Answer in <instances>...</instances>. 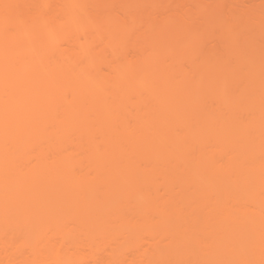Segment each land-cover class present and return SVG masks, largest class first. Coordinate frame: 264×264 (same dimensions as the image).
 I'll list each match as a JSON object with an SVG mask.
<instances>
[{
	"label": "bare ground",
	"instance_id": "obj_1",
	"mask_svg": "<svg viewBox=\"0 0 264 264\" xmlns=\"http://www.w3.org/2000/svg\"><path fill=\"white\" fill-rule=\"evenodd\" d=\"M89 1L91 2L92 0H60L61 5H59L60 6L59 11L61 10L63 12L62 15L64 17L61 16V14H60V16L63 18L60 17L59 19H57V21L55 22L57 24L54 23L55 24L54 26L52 25V23H50L51 26H49V24L47 23V15L49 16V12H51L54 8V6L51 7V0H0V227H1V229H0V241L3 240V238L5 237L4 243L6 244V246H11L12 243L14 244V241L19 240V242L16 241L19 244L18 245L19 247H17L16 249L21 250L24 247L26 241H27L26 245L27 244L30 245L31 244L30 240L34 239V241L31 244L35 248V249L33 248V250L35 251L34 257H33V259L31 258L32 260L28 259L30 262L26 261L24 264H26V263L27 264H39L40 262L42 263L45 259H48L49 257L52 258L54 256H55L54 258H56V256H57V258L59 259V261H61L62 264H72L75 260H82V261L84 260L85 257L81 253L76 254L73 251L71 253L72 254L71 256H67V255L65 256V254L61 253L64 250L63 248H66V246L63 245L64 242H62V241L66 240V238H69V236H67L65 234H63L64 238H62L64 240H62L61 242H59V241L58 242H56V241L51 242L50 239H48V237L51 238L53 235H50L49 233H47V231H46L47 227L43 228L41 230H31L33 232L27 231L28 233L27 232L24 233V232H16V230L12 229V225H11L13 221H15V223L17 224V222H16L17 216H15L14 214H19V213H15L13 211L16 210V212H20L19 210H21V208L22 209L26 208V207H24V205H26V204H30L31 206H33L34 208H37V209L41 205H43L44 208L45 207L50 208V206H49L50 202H49L48 198L46 197L47 200H45L46 198H41V197H45V196H44V194L43 195L41 194L40 189H41V186L44 185L47 181L48 177L46 174H51V173L55 172V170H57V169H55L57 162L56 161L50 162L49 157H51L50 156L51 151H53L52 154L54 156V154H55L54 150H56L58 148L57 151L60 150L59 152H61V150H62L61 154L60 155L58 154L61 158V160H59V161L64 162L65 169H66L64 171V173H62V172L59 173L60 171L58 172L59 174H61V179H62L61 181H63V179L68 178L69 176H71L72 174L75 173V169L77 168L76 159H78V157H80L79 154L81 152H82V156L85 155L88 157V159L86 157L88 162H87V165H85V167L88 166L90 168L89 171L92 170V168L93 169L95 168V164L97 166V168H95V169L100 174V176L97 179L95 178V181L93 179L94 182H92L91 179L87 180L88 179L87 177H89V176H86V178H85V175L83 176V178L77 177L78 179H76V183H75L76 191H75V193H73V195H74L73 197L78 198L80 203L82 201L81 208H84L83 210H85V211H86V209L87 210L88 209H93V210L96 209V211L98 209V211H99L102 206L105 207V206H110V205L114 206L115 205L116 207H118V205H120V207L122 208V207H124L123 205L132 204L133 202L134 203H141V204L151 202V201H149V198L144 193L145 189H146V191H148L147 189H149V191H150L151 189H153L155 187L158 189V187L163 186V185L162 184L160 185L159 182L154 180L155 176H153L152 174H149V168L148 167H147L148 170L146 169V171H145V172H147V175H145L146 174L144 172L145 169L140 171V169H141L140 168V169H138V171H140V172L135 171L134 178H133V175L130 172H128L129 170H123L124 169L123 164H120L123 161L127 160L128 162H130V163H128L126 161L127 164L131 165V163L133 164L134 161L139 160V165L141 166L139 156H141L140 158L148 156V158H149L148 161H149V163L150 162L153 163V164L150 163V164H152L153 168L158 167V166L161 167V166H163V164L165 166L168 165V167L171 168L169 170L173 171V172H171L172 176L168 174L167 170H165V169H167V167H165V166L162 167L163 174L164 173L166 175L168 174L167 177L168 178L170 177L171 180L173 177L174 180H172V181H174V182L178 181V182H176V183H178V186L182 185L181 189H183L184 191H187L188 194L190 191H192L193 196H195L197 194V193L196 194L193 193V190H194L193 188H195L197 190V191L194 190L195 192L199 191V195H197V196H199L198 202L199 201L201 202L202 207L205 206L204 207V210H205L204 219H206V201L208 200L207 199L208 189L210 187H212V188H214L213 190L216 191L217 185L219 186L221 184L220 186H222V187H221V189H219L221 191V190H223L222 189L223 186L227 185L228 186L227 192L225 190L224 193H222L223 197H225L224 201H222L221 200L222 198H221L219 200V203L215 202L218 205V207H217L218 212L213 215V218L215 220H213L210 227L213 228L212 229L213 231L217 230L220 232V234H222V236L224 238V243L227 246H230V248H231L229 252H232V253H230V254L238 256V259L240 261H242L243 264H245V262H246V264L247 263L248 264H264V49H263V46L261 45L262 46L261 50L259 49L260 48L259 46L261 44L260 43L258 45L259 48H257L255 45H253V46H255V49H253L250 52H248L247 50L244 51L243 50L244 48H242V50H236L233 52V53H235V55L238 59L237 60L238 62L237 61H236L237 63L235 62L237 64V66L234 67L236 70L237 69L238 70L236 72H230L229 71L230 73H234L233 74L234 79H236L239 82L240 80H244L245 78H248V81L257 82V84H252L251 82H249L250 85H247L248 81L244 80L245 83H243V86L241 87L240 85H236L237 83H235V80L233 82L231 80V83H234V84H232V85H234V87H238V86H240L241 88L244 87V89H242L244 91V93H246V92L248 93L249 89L251 90V88H253L254 85H255L254 86L255 88L256 87L258 88L257 89V90H259V92H258L259 94L257 93L258 96L253 97L254 99L252 101L249 100L250 102L248 104L245 103L248 101H244V99L248 100L246 98L247 96L246 97L242 96V98H244V99H242L244 102L241 100H239V101L236 100L238 97H240L242 95V94L237 95L236 93H238V92L243 93V91L242 92L239 91V90H241L239 87H238L239 89L237 90L238 92L236 90H234V91L231 90V87H230L231 84H229V82H230L229 81V75H228L226 69L224 68L227 66H224L223 68L222 67L220 68L218 66V68H216L217 66L213 65L214 68L211 67V68H213L212 70L211 69L206 70L209 67H206L205 72H203V70H202V74L206 73L207 74L206 76H208L211 73L213 74V72H214L213 78H215V76H217V74H219V73H222V75L226 76V78L221 75L220 76L221 78L219 77L220 78L219 81L214 80L215 83L214 82L212 83L213 80L210 81L212 78H209L210 80L207 81L208 83L202 82L201 83L202 86L200 83H199L200 85L196 83L192 87V89H190L191 87L188 85L189 86L188 89H190V90L189 91L187 90V91L190 93L184 92L185 93L184 97L181 95L182 93L178 92V97L176 96L177 94L174 93L173 95H175L176 99H175V97H173V99H174L173 102L172 101L169 102L166 99H164L165 101H167L165 103V101L163 100V97H160L159 100H161V98H162V100L158 102V104H159L158 109H159V107L162 106V104H164V106H162L160 109H162L165 106L166 107L169 106V107L168 108L165 107L162 109V110L167 109V113L165 112V110L162 112L159 109V112H161L160 114H163L165 112V114H163V115H166V116L162 117L163 115L158 114L159 116H158V118H156V120L158 119L157 121L148 120L146 122L147 119H145V117L142 116L141 104L139 105L137 100L131 99L133 102H131V100H129V102H130V104H129V103L125 102V100L128 101L127 98H125L126 96L123 95V97L125 99L123 97H118V96H120L121 93L117 95V98H118L117 99L115 95L113 96V95H111L110 92H106V94H107L106 99L109 97L110 98L107 100L105 99L106 103H104L105 105L102 107V112L105 111L106 113H113L114 110L117 111L120 109V108L116 109L117 105L122 106V104H123L122 108H124V109L121 108L124 111V113L122 112L121 109L118 112V115H117V112H115V114L113 113L114 116L117 115L116 117H118L117 119H115V121L116 120L117 121L113 125L115 127V130H113L114 131V137L112 138L113 140L111 139L112 141L110 140L109 142H108V140H106L105 142L107 144H105L104 141H103L104 142L103 143V142H101L100 139H98L96 137V134L94 133V131H92V132L89 131L87 135H89V134L91 135L92 133H93V135H91V139L89 141V144L87 143L88 144L87 148L85 146L84 151L81 149L80 150L75 149L76 151L75 150L69 151L67 149L68 151L67 150L63 151L62 147H64L65 143L68 142L67 138H66L67 133L69 132V130L72 131L71 127H74L77 124V121H72V118H71L72 116H69V117L65 118L66 119V121H64V122H66L65 125H59V121H57V118L60 119V121H61V115H60V113H58L60 110L59 109L60 106H62V107L68 106L69 109H71V110L75 109L76 110L77 108L79 109V107L81 109L85 108L84 106L88 105V103L85 102V103H87V104H85L83 102L82 104H85V105H82V104L78 105L77 104V106H79V107H76L75 103H73L74 105L71 104L72 101L67 99L68 97H67V95L63 94V91L60 94L63 97L65 96L64 98H62L59 101L51 99L52 97H54L52 95V91L54 90V87H53L52 83L50 82L49 78L52 76L53 70L56 67H60V66L65 67V69H66L65 71H67V73L65 74L66 79H64L65 81L63 80L64 81L63 84L65 83L64 86L68 87V90L71 92H75L77 94L83 93L86 96L88 94V96H89L90 95L89 93H93L95 91L97 93H98V91L104 92L103 89L106 90V88H104L105 84H103V87H102L101 82H103V81H101L100 79H103V78L100 77V74L95 75L94 73H90V72L86 73V70H85V72L82 71L81 70L83 68V67H81L82 65L79 66L80 65V60H79L80 58L77 59L76 56L73 55L74 56L73 57L71 54H68L69 57L65 53L62 55L61 52L58 53L59 52L57 50L58 47H55L56 43H58L57 42L58 36H59L62 28L69 26V27L74 28L76 30H83V29H85L84 27L86 25L88 27V24H89V29H91L90 25L92 24V21H91V17L88 16L89 10H87V6L90 3ZM128 2L130 3V1H128ZM107 3H110V5L113 6L112 5L113 2L112 3L106 2V4ZM149 3L151 4V2H149ZM128 4H126V5H128ZM150 4L147 6H150ZM154 5L156 8L157 5L156 4H154ZM150 7H152V5ZM28 8H29V10H32V12H34V14L37 13V15H35V17H34L36 20H34V18H33V20H34L33 21L32 18L28 16L29 21L31 18V22H28V20H26L27 18L26 19L24 18L26 16V15L23 16L24 13H26L24 11H25V9H28ZM56 9L58 10V8H56ZM145 9H147V8H145ZM55 11L56 10H54L53 12H55ZM145 11L150 12L149 9L145 10ZM263 12L264 11H262V13ZM33 16L34 15L32 14V17ZM245 17H246V15H245ZM257 17H259V15ZM6 20L10 21L7 23H9V25H11V27H8V25H6L4 23V22H6ZM245 21L243 19V22H245ZM253 22H255V21H253ZM122 23L123 22H121V26L123 25ZM100 24L101 23H99V25L97 24L98 26H96V28L99 27ZM114 24H115V22L113 23V26H114ZM228 24H229V22H228ZM94 25H95V23H94ZM105 25L106 24H104L103 26H100L101 29ZM109 26H108V28L111 27V26L110 27ZM227 26L229 29L230 25H227ZM234 26H237V24ZM100 27H99V31H101ZM263 27H264V25H263ZM111 28H113V27H111ZM119 28H120V26H119ZM119 28H118V30H119ZM259 28H260V25H259L258 29ZM115 29H117V27ZM258 29L257 30L254 29V31L255 32L260 31L261 33L264 32V31L262 32L261 29L260 30H258ZM40 30H45V31H43L44 34H42ZM118 30H116V31H118ZM38 31L42 35H40ZM83 31H85V30H83ZM106 31H107V29H106ZM234 31L235 30H233L231 33H233L234 35H237L236 31L235 32ZM97 35L99 36V34H97ZM234 35H232V36H234ZM238 35H240V34H238ZM117 36H119V34H117ZM113 38L114 37H111L112 40H114ZM181 38H182V36L180 37V39ZM180 39H179V41H181ZM99 40H100V38H99ZM101 40H102V38H101ZM230 40H231V38H230ZM255 40H256V37H255ZM259 40L261 41L260 38H259ZM177 41L178 40H176V43H174L173 46L175 44H177ZM225 41H226V39H225ZM228 41H226V42H228ZM257 41H258V39H257ZM104 42H105V40H104ZM245 42H246V40H245ZM89 43L86 41L84 44H81L80 50L78 52L81 51L82 56L84 55V62H87V64H90V62H91V64H92L93 60L95 61V57H98V56L92 57L93 54L91 55V53L89 51V50H91L92 47ZM185 43L186 42H184V44ZM249 43H250V41H249ZM105 44H108V43H105ZM230 44L228 43V45H230ZM11 45L12 46H15V45L19 46V47L17 46L18 49L16 50V52H11L12 50H14L11 48L12 47ZM45 46H47V48ZM48 46H50L49 50L52 52V53L50 52L51 54L47 53V54H49V57H47L48 55H46V53H45L46 56L44 55V50H43V49H46L45 50L46 52L49 51V50H47ZM51 46L55 47V48H52ZM188 47H189V45H188ZM233 47H234V45H233ZM145 48H147V47H145ZM186 48L187 47H185V49ZM172 49L175 50V48H172ZM56 50L58 52H56ZM174 50H171V51L175 52ZM88 51H89V53H88ZM78 52H77V54L80 56V53H78ZM43 55L45 56V58ZM71 56L73 58H76L77 61L79 60L78 63L76 62V60L74 61V59L70 58ZM46 58L49 61H47V62L45 61V63H48V62H51V63L45 65L43 60H47ZM99 58L100 57H98L96 60H98ZM86 59L88 61H85ZM82 60H83V58H82ZM215 60H217V58ZM215 60H213V62H215ZM17 61H19L20 64ZM225 62L226 63L223 62L224 65L227 64V61H225ZM81 63H83V62H81ZM220 63H222V62L217 60L216 64H220ZM13 64H15V65H13ZM222 64H220V66H223ZM64 67H62V68H64ZM116 68H117L116 71H121L124 69L126 70L127 66L120 63ZM217 70H219V71H217ZM232 70H233V68H232ZM69 71H71L72 73ZM183 71H185V70H183ZM68 72L70 73V76L72 77V79H70ZM145 72H147V71H145ZM199 72H201V71H199ZM215 72H216V74H215ZM177 73L178 72H176L175 76H173V77H175L176 82L173 81L175 79L172 78L173 79L172 81L175 83H177L179 79H182V78H177V77H181V74L179 75ZM8 74H10V76H8ZM67 74L69 77H67ZM74 74H75V77H74ZM182 74H184V73L182 72ZM176 75H178V76H176ZM235 75H236V77H235ZM98 77H100V78L98 79ZM209 77H211V76H209ZM243 77H244V79H242ZM198 78H199V76H198ZM20 79L22 81H20ZM36 79H37V81H36ZM16 80H19L20 84L18 83L19 81L17 82L18 84H16L14 82ZM202 80H204V79L202 78ZM35 81H36V83H35ZM180 81L182 82V84L185 82V80L183 82V79L179 80V82ZM209 81L211 82V84L214 85V87H212L211 90L208 88L209 86H207L209 84ZM179 82L177 85L178 87L181 86V85L179 86ZM216 82H218V83H216ZM129 83H131V82H129ZM66 84H68V85H66ZM141 84L142 83L137 84V82H136V85H135V83H134V87L139 85V87H135V89L138 90V91L137 90L136 91L138 93L137 98H139V99H140V95H141L140 92L141 91L143 92V90H144V89H142L143 84L142 85ZM129 86H131V85H129ZM247 86H249L250 88ZM116 87H117V89H119L117 84H116ZM154 87L156 88V84H154L153 87L152 86L150 87V89L151 88L152 89L150 90L151 93H150V91H149V93L151 95L155 96V94H157L161 91L157 92L159 89L158 87H160V85L157 86V89H155ZM184 87L186 88L187 86H184ZM245 87L248 88L247 89L248 91L247 90L245 91ZM138 88H141V89H138ZM202 88H204V89H202ZM153 89H155V91ZM139 90H140V92H139ZM40 91H42V92H40ZM231 91L234 93H232ZM39 92H40V94H39ZM162 92H161V94H162L161 96H163V94L166 93V92L165 93H162ZM208 92H211V93L216 95V97H215L216 100L215 99L214 100L217 102V105H216V102H213V104L214 103L215 104L213 105L214 109H212L214 113L212 112V110H210L211 112L208 111L210 108H212V106L209 104L210 102L208 100H210L211 95H213V94H211L209 96L210 93L208 94V96L205 95V93L207 94ZM48 93L51 95L49 96ZM38 94L40 95V97L43 96V98L40 99ZM179 94H180V97H183L182 99L179 98ZM203 94H204V96L209 97V99L207 101H206L207 97L202 98ZM229 94L232 95L231 97L234 96L233 94H235L238 97L234 99V98H231ZM157 95H159V94H157ZM215 95H213V96H215ZM244 95H246V94H244ZM111 96L113 97V99ZM185 96H187V97H185ZM252 96H253V94H252ZM141 97L143 99H145L143 96H141ZM156 98L158 101V96ZM39 99H40V101H39ZM114 99H115L116 103L114 102ZM123 99H124L123 102H125V104L123 102L121 103V101ZM108 100H113V102L111 101V102L107 103ZM143 101H145V100H143ZM240 101L243 104H241ZM118 102H119V104H118ZM160 102H162L161 106H160ZM112 103H113V105H112ZM114 103L117 105H115ZM132 103L133 104L135 103L137 107L135 105H134V107H132L133 106ZM168 103H170L171 105H169ZM205 103H208V105L211 107L208 109V105ZM89 104L91 105L90 102H89ZM167 104H168V106H167ZM215 105H216V107L217 106L219 107V108L217 107V110L219 109V111H217L215 109V107H214ZM243 105H244V107H243ZM36 106H38L39 108L36 109L37 108ZM186 106H190L191 107L190 109L193 108L192 110L195 113V115L197 113V116L194 117V115H193L190 117L189 116L190 110L188 111V109L185 108ZM206 106H207L206 110L209 113L205 112ZM131 107H132V110L134 109V110L138 111V112L136 111L137 115H138V113L140 115V116L138 115L139 119L136 118L137 116L135 117V119L137 120V123L141 127H143V129L145 128V129L149 130L150 131L149 134L144 135L145 133H143L141 130L140 132L143 135L141 133L140 134L138 133V137L136 139L133 135L132 136L129 135L128 132H130V130H131V123H130L129 119L127 118V116L130 117V114H132L131 109H130ZM154 108L155 109L150 108L151 114H153L152 112L157 109V107H154ZM184 108H185V110H184ZM223 108H224V112L222 111ZM230 110L234 111V113H231L232 111H230ZM248 110H251V112H250L251 114L249 113ZM253 110H254V112H253ZM256 110H259V111H256ZM186 111H188L187 112L188 115H186L187 114ZM220 111L222 112V114H224V113L225 114L222 115ZM140 112H141V114H140ZM244 112H246L245 115H244ZM56 113H58V114L56 115ZM119 113H122V114H119ZM192 113H191V115H192ZM230 113H231V116H230ZM255 113H257V114H255ZM210 114H211V116H210ZM227 114L230 117L229 116L225 117V115H227ZM253 114H254V116H253ZM107 115H109V114H107ZM125 115H127V116H125ZM242 115H244L243 117H247L246 120L242 117ZM249 115L250 116L252 115V116L250 118H248ZM255 115H256V117H255ZM119 116L120 117L122 116L123 118L121 117V119H119L120 118ZM189 117H190V119L193 120L194 123L191 122L192 120H190ZM196 117H198L197 121H200V124H199V122H196L197 124L195 123ZM254 117H255V119H254ZM140 118H141V120H140ZM206 118H208V119H206ZM209 118H210V121H212L211 124L207 123L210 121L205 122V120H209ZM124 119H126V120H124ZM73 122H76V124L74 123V125H73ZM79 122L80 121H78V123ZM80 123L81 124H79V126H82L83 123H84V125L86 124V121L83 120ZM235 123L237 125H235ZM207 124L211 125V126H207ZM228 124H232L233 126H235V128L233 129V127H232V129H231V125H228ZM246 124H248L247 127H246ZM195 125H198V126L195 127ZM149 126H151V127H149ZM227 126H230V127L228 128ZM240 126H243V127H240ZM245 127H246V129H245ZM74 128L76 129V127H74ZM7 129H10L11 131H7ZM76 133L77 132H75V134ZM52 137L55 138L56 141H53ZM50 138H51V141L49 140ZM128 139L132 140L134 147H136V145H138L139 147H138V149H136V148H134L133 150L130 149V152L132 151L131 153L129 152V149L127 150L125 148L127 151L123 150L125 152L124 153L121 150L122 148H124V147H122L124 144L123 141H127ZM41 141L46 142V144L40 143ZM54 142L59 143V145L58 144L55 145ZM72 142H73V140H72ZM67 144H66V146H67ZM100 144L106 145L107 149H102L100 147ZM209 144H210L211 148L207 147V145L209 146ZM77 146H79V145L76 144V147ZM77 150H79V151H77ZM134 150L136 152L133 153ZM207 150H208V152H207ZM260 155L262 157H259ZM127 156H129V157L127 158ZM223 156L224 157L226 156L225 161H222L224 159ZM32 157L33 158L36 157V159H37V163H35L34 165H31L29 163V161L32 160L31 159ZM132 157H134V159H135V157H137L138 159L134 160ZM220 157L221 158L223 157V158L220 160ZM92 159H93V164H92ZM104 159H106V160H104ZM150 160H153V161H150ZM219 160H220V163H219ZM148 161H146L147 162L146 166L148 165ZM221 161H222V163H221ZM89 163H90V165H88ZM114 163L116 166H118V168L114 166ZM134 163H136V162H134ZM111 164L113 165V167ZM119 164L123 168L122 167L120 168ZM150 164H149V166H150ZM154 164L157 166L154 167ZM92 165H94V166L92 167ZM209 165H215V169H214V172L212 175V179L207 174V167ZM75 166H76V168H75ZM141 167L144 168V166H141ZM121 169L124 172H126V174L123 171H121ZM150 169H152V168H150ZM159 169L160 168L158 167V169L156 168L155 170L158 171ZM163 169L165 172L163 171ZM85 170H87V171H85L84 173L85 174L88 173L87 167L85 168ZM130 170H132V169H130ZM202 170H204V171H202ZM162 172H161V174H162ZM178 172L180 174H178ZM184 172L187 173V175L190 177L187 176L184 178V175H183ZM121 173H124V175H121ZM128 173H130L131 175ZM174 173H177V175H178V176L176 175L177 177L181 176L180 178H182V177L183 178L182 179H179V178L176 179L177 177L175 178ZM117 174H119V175H117ZM136 174H137V176H136ZM158 174H160V173H158ZM203 174H204V176H203ZM87 175H89V173ZM139 175L140 176L143 175L144 177L143 176L140 177ZM148 175L149 176L151 175V177H148ZM131 176L133 179L131 178ZM152 176L154 179L152 178ZM194 176H196L197 178ZM108 177L109 178L112 177V178L109 179ZM164 177L166 178V176H164ZM193 178H195L194 180H196V182L194 183L195 185L192 184L194 182ZM160 181H163V180H160ZM165 181L166 180H164V183H165ZM174 182H171V184ZM176 183H174L172 185L175 186ZM165 185H167V183ZM190 186L192 187L193 190L190 188ZM37 187L39 188L38 190H37ZM60 187H61V185H60ZM86 187H88V188H86ZM90 187H91V189H89ZM185 187H186V190H185ZM61 188H60V192L58 194V198H56V200L58 199L57 201L59 202V204L61 206L65 207L63 204H66L67 200L70 197L67 198L65 189H63V188L61 189ZM80 188L81 189L84 188L87 190H86V192H84ZM156 188L154 190H156ZM166 188L169 189V187H166ZM197 188H199L200 190ZM171 189H173V188H171ZM33 190L39 191L38 194L36 191H33ZM32 191L34 193H36V194H34L35 197H32L30 195ZM102 191H104V192H102ZM215 191H213V192L215 193ZM200 194H202L201 197H200ZM186 197L188 198L189 196H186ZM174 198L175 197H173V200H172V197H170V199L174 205L172 212H170V213L166 212L165 213L162 206H160L157 208L158 213H163L164 215H166V214L169 215V214H173V212H174L176 214V216L178 217V219H181L182 222L184 220V222L188 224V222H187L188 217L185 216V214H187L188 211L186 213L185 212L186 209L181 207L183 209L182 210L179 207L178 202H177V201H179L178 197H176L175 199ZM184 198H185V196L182 197V199H184ZM192 198L193 197H191V199ZM195 198H196V196H195ZM42 199H43V201H42ZM176 199H178V200L174 201ZM84 200H86V201H84ZM188 200H189V198H188ZM153 201L151 203H153ZM156 201H158V200H156ZM156 201H154V202H156ZM164 201H165V199H164ZM164 201L162 199H160V201H158L156 203L159 205H162L161 202H164ZM166 201H167V199H166ZM171 201H170V203H171ZM40 202L42 204L39 205L38 203H40ZM88 202H90L92 204V207L90 206V204ZM184 203H185V201H184ZM250 203L251 204L253 203V205H255V207H258L257 208L258 211H257V209H256V211L251 210L249 207ZM88 204L91 208H87ZM85 206H87V207L85 208ZM94 206H95V208H94ZM28 208L32 209L30 206H28ZM120 209H119V211H120ZM6 210H9V212H5ZM102 210L103 209L100 210L101 212L99 211V214H98L99 218H101L102 216H103L102 218L112 216L111 215L112 213H110L106 209H104L103 211L108 212L109 214H107V213L104 214V212ZM35 211L32 210V212H35ZM32 212L31 211L29 212V210H28V212H26L27 214L24 213L23 219L24 220L27 219L29 214H31ZM120 212H122V214L125 215L124 214L125 212L123 209H121ZM4 213L6 215H4ZM7 214H9L8 218H6ZM13 216H15L16 218H13ZM58 216L64 217V211L61 210V212L58 213ZM12 218L15 220H13ZM8 219H12V222L10 220L9 224H8V222H9ZM102 220H104V219H102ZM48 222L49 221L47 220L45 222V225H48L49 224ZM205 222H206L207 226L210 223L209 220H207V219L205 220ZM182 224L179 227L181 228V230L184 229L185 232L179 231V229L176 227L175 230L176 229H178V230L174 231L172 240L166 245L167 249H165V250L161 249V242H162L161 237L156 239V241L154 242V245H153V246H155V248H154L155 251L153 253H150V252L147 253L148 251L145 252L144 258H146V259L141 261V263H139V264H183L184 262L186 263V261H188V259H190L189 255L193 251V248L191 245L192 244L191 239L195 236L194 233L195 232L197 233V231H195V229H193L191 226H190L191 228L187 226L189 228V230L187 227H185V228H187V231H186V229L183 227ZM215 227H217V228H215ZM212 230L210 232H213ZM189 231H190V233H189ZM19 233H21V234H19ZM1 235L3 236V238H1ZM45 235H47L48 237ZM16 236H17V238L19 237V239L14 240L16 238ZM42 237L45 240H41V239H43ZM8 239L12 243L9 242V244H8ZM21 242H23L22 244H24V245H21ZM76 242L78 243V241H76ZM13 244H12V246H13ZM79 245L80 244H78V246ZM69 246H67V247H69ZM75 246L78 247L77 244H75ZM77 250H78V248H77ZM77 250H75V251H77ZM0 251H1V249H0ZM2 251L5 252L4 250H2ZM94 251H95V248H94ZM1 252H0V264H13V260H12L13 257H11V255H10L12 253H10V254L4 253V255H6L7 257L3 258V257H1V256H3L2 255L3 253L1 254ZM6 252H7V250H6ZM88 252H90V251H88ZM121 252H122V250H121ZM90 253H88V254L90 255ZM106 253H107V251H106ZM125 253H127V252H125ZM83 254H85V252ZM123 254L124 253L122 252L120 255H118V256L116 255L117 258L115 261H117V259H118V261L121 260L122 257L124 256ZM90 256L92 257L93 255H90ZM160 258H161V261L159 260ZM20 259L23 260V258H21V257H20ZM89 259H88V261H90ZM101 260H103V259H101V256H100V261ZM108 260H109V258H108ZM108 260L106 261L107 263L104 261H101V263L98 261V263L99 264H110V262ZM223 260H225V259H223ZM95 262H96V260H95ZM120 262H123V261H119L117 264H119ZM124 262H126V261H124ZM86 263L87 262H85V264ZM113 263H116V262H113ZM136 263H138V262H136ZM131 264H135V262H133ZM220 264H232V262L230 259H228V260L226 259L224 261V263L221 260Z\"/></svg>",
	"mask_w": 264,
	"mask_h": 264
},
{
	"label": "rangeland",
	"instance_id": "obj_2",
	"mask_svg": "<svg viewBox=\"0 0 264 264\" xmlns=\"http://www.w3.org/2000/svg\"><path fill=\"white\" fill-rule=\"evenodd\" d=\"M128 1H130V3ZM106 2H111V3L113 2V4H112L113 6H111L110 3H107L108 4L107 5ZM149 2H151V4ZM126 4H128V5H126ZM149 4H150V6L152 5V7L147 6ZM154 4L157 5L156 8H155ZM59 5H61L60 0H51V7L54 6V8H53V10L51 12H49V16L47 15V23L49 24V26H51L50 23H52L53 26L55 24H57V23H55L57 21V19H59L61 16H63L62 15L63 12L61 10L59 11V7H60ZM56 8H58V10ZM145 8H147V9H145ZM148 9L150 10V12L149 11H147V12L145 11V10H148ZM54 10H56V11L53 12ZM87 10H89L88 11L89 12L88 16L91 17V21H92V24H93L92 25L90 23L91 24L90 25L91 29H89V24H88V27H87V25L84 27L85 29H83V30H85V31L76 30V29L71 28L69 26H67L68 28L67 27L62 28V30H61V32H60V34L58 36V40H57V42L59 44L56 43V46H55V47H58L57 50L59 52L57 50H56V52H58V53L61 52L62 55L64 53L67 54V55L71 54L72 56L73 55L76 56L77 59L80 58L79 59L80 60V65L79 64L78 65L79 66L82 65L81 67L84 68V69L82 68L81 70L84 71V72L86 70V73L90 72V73H94L95 75L96 74L97 75L100 74V77L103 78V79H100V80L104 82V83L101 82L102 83V87H103V84H105L104 88H106V90L103 89L104 92H101V91L99 92L98 91V93H97L95 91L93 93H89L90 94L89 96H88V94L86 96L83 93H80V94L78 93L77 94L75 92H71V91L68 90V87L64 86L65 83L63 84V82L65 81L64 79H66L65 74L67 73V71H65L66 70L65 67L64 66H60V67H56V68L54 67L55 69L52 72V76L49 78L50 82L52 83V85L54 87V90L52 89L53 90L52 91V95L55 97V98L52 97L51 99H54V100H57V101L61 100L62 98L65 97V96L63 97L60 94L63 91V94L67 95V97H68L67 99L72 101L71 104L75 103L76 107H79V106H77V104L79 105V104H82L83 102L84 103L85 102L88 103V105H85L87 103L82 104V105H85L84 106L85 108L81 109L79 107V109L77 108L78 110L77 109L76 110L75 109L71 110V109H69L68 106H63V107L60 106V108H59L60 110H59L58 113H60V115H61V121H60V119L57 118V121H59V125H65L66 124V122H64V121H66L65 118H67L69 116H72L71 117L72 121H77V124H76V122H73V125H74V123L76 124L74 126V127H76V129L74 127H71L72 131L69 130L70 133L69 132L67 133L66 138H67L68 142L65 143V146L68 143L67 144L68 147L67 146L66 147L65 146L62 147L63 151H65L67 149L69 151H74L75 149H79V150L81 149V150L84 151L85 150V146L87 148V145L89 144V141L91 139V135H93V133L91 135L90 134L87 135L89 131L90 132L94 131V133L96 134V137L98 139H100L101 142H103V141L105 142L106 140H108V142H109L114 137V131L113 130H115V127L113 125L117 121V120L115 121V119L118 118L116 116L118 115V112L122 108L123 104H122V106L120 105L121 106L120 107L119 105L115 104L116 102H115V99H114V102H115L114 104L117 105L116 109L120 108L117 111L114 110V112H113L114 114H115V112H117V115H115V116H114L113 113H106L105 111L102 112V107L105 105L104 103H106L105 102V99L107 97L106 92H110L111 95H113V96L115 95L116 98H117V95L121 93L120 96H118V97H123V95L126 96L125 98H127L128 101L125 100V102H127L129 104H130L129 100H131V99L132 100H134V99L137 100L139 105L141 104L142 116H144L145 119H147L146 122L148 120L157 121L158 119L156 120V118H158V116H159L158 114L161 113V112H159V109L162 106H164V104H162V106H161V103L163 102L162 101V102H160V106L161 107H159V109H158V105H159L158 102L162 100V98H161V100H159L160 97H163V100L166 99L169 102H171V101L173 102V100H174L173 97H175V95H173L174 93L177 94L176 95L177 97H178V92L182 93L181 95L184 97V94H185L184 92H188L190 89H192V87L196 83L197 84H199V83L201 84L202 82H207L208 80H210L209 78H212L210 80V81L213 80L212 83L214 82V80L215 81H217V80L219 81L220 80V78H221L220 76L222 75V73L217 74V76H215V78H213L214 77V72H213V74L211 73L212 75L209 74L208 76H206L207 75L206 73L202 74V70H203V72H205L206 67H209L206 70H209V69L212 70L214 68L213 65L217 66L216 68H218V66L220 68L221 67L223 68L224 66H227V67H224V68L226 69V71H227V73L229 75V81H230V82L228 81L229 84H231V85L234 84V83H231V80H232V82L235 80V83H237L236 85H240L242 87L243 83H245L244 80L248 81V78L244 79V77H243L242 79H244V80H240L238 82L233 77L234 73H230V72H236L238 70V69L236 70L234 68L235 66H237L236 63L238 62L237 61L238 59H237L235 53H233V52L236 51V50H242V48H244L243 49L244 51L247 50L248 52H250L253 49H255V46L257 48L260 47L259 48L260 50L262 49V46H263V49H264V44H263L264 43V41H263L264 40V32H263L264 31V27H263V25H264V12L262 13V11H264V0H170V1L169 0H161V1L160 0H112V1L111 0H92L87 6ZM24 12L27 13V14L24 13L23 16L26 15L24 18L25 19L27 18L26 20H28V22H31V18L33 20L35 15H37V13L34 14V12H32V10H29V8L25 9ZM32 14L34 15L33 17H32ZM60 14H61V16H60ZM245 15H246V17H245ZM258 15H259V17H257ZM28 16L31 17L30 21H29V17ZM63 17H61V18H63ZM243 19H244V21L245 20L246 21L243 22ZM34 20H36V19L34 18ZM253 21H255V22H253ZM7 22H10V21L6 20V22H4V23L6 25H8V27H11V25H9V23H7ZM114 22H115V24L113 26ZM121 22H123L122 26H121ZM228 22H229V24H228ZM94 23H95V25H94ZM99 23L102 24V25L100 24V26H103L104 24H106L102 29L99 26L101 31H99V27L96 28V26H98ZM236 24H237V26H234ZM109 25L111 27H113L114 29L111 28ZM227 25H230L229 26L230 30L228 29ZM259 25H260V28L258 29ZM108 26L110 28H108ZM115 26L117 27V29H115L116 28ZM119 26H120V28H119ZM118 28H119V30H118ZM106 29H107V31H106ZM254 29H256V30L257 29L258 30L261 29V31L263 33H261L260 31H256L255 32ZM116 30H118V31H116ZM233 30L236 31L237 35H234L233 33H231ZM40 31H41L42 34H44L43 31H45V30H40ZM41 33L39 32L40 35H42ZM97 34H99V36ZM117 34H119V36H117ZM238 34H240V35H238ZM103 35L104 36L106 35V36L104 37ZM232 35H234V36H232ZM179 36L180 37L182 36L183 39L182 38L180 39ZM111 37H114L113 38L114 40H112ZM255 37H256V40H255ZM99 38H100V40H99ZM101 38H102V40H101ZM178 38L181 41H179ZM230 38H231V40H230ZM259 38L261 39V41L259 40ZM225 39H226V41H228V40L229 41L226 42ZM257 39H258V41H257ZM104 40H105V42H104ZM176 40H178L177 44H175L173 46V44L176 43ZM245 40H246V42H245ZM248 40L250 41V43H249ZM86 41L88 43L90 42L89 44L92 47L91 50H89L91 55L93 54L92 57L93 56L94 57L95 56L100 57L98 60H96L98 57H95V61L93 60V62H92L93 65L91 64V62H90V64H87V62H84V55L82 56L81 51L78 52L80 50V45L84 44ZM184 42H186V43L188 42V43L184 44ZM105 43H108V44H105ZM228 43L229 44L231 43V44L228 45ZM259 44H260V46L258 47ZM188 45H189V47H188ZM233 45H234L235 48L233 47ZM253 45H255V46H253ZM17 46L18 45L12 46L11 48L14 49V50L11 49L12 50L11 52H16V50L19 47V46L18 47ZM45 47L47 48V46H45ZM49 47L50 46H48L47 50L50 49ZM55 47H52V48H55ZM145 47H147V48H145ZM185 47H187V48L185 49ZM172 48H175V50L172 49ZM43 50H44V55L46 53V55H48L47 57H49V54H47V53H50L51 51L49 50V51L46 52L45 51L46 49H43ZM171 50H174L175 52H173ZM89 51H88V53H89ZM177 51L178 52L180 51V52L178 53ZM77 52L80 53V56L77 54ZM45 56H44V58H45ZM72 56L70 58L74 59V61H75L76 58H73L74 56L73 57ZM68 57H69V55H68ZM215 57L217 58V60H219L222 63L223 62L226 63L225 61H227V64L224 65V63L223 64L220 63L223 66H220V64H216L217 60H215L216 59ZM82 58H83V60H82ZM213 60H215V62H213ZM43 61L45 63V61L47 62L49 60L47 59V60H43ZM78 61L76 60L77 63H78ZM85 61H88V60L86 59ZM17 62L19 63V61H17ZM81 62H83V63H81ZM49 63H51V62L45 63V65L49 64ZM120 63L127 66V68H126L127 71L125 69L121 70V71H116L117 70L116 67ZM174 64L175 65L177 64V65L175 66ZM13 65H15V64H13ZM62 67H64V68H62ZM211 67H213V68H211ZM232 68H233V70H232ZM183 70H185V71H183ZM145 71H147V72H145ZM199 71H201V72H199ZM217 71H219V70H217ZM69 72H71V71H69ZM69 72H68V74L70 76ZM176 72H178L177 74H179V75L181 74V77H177V78H182L183 82L185 80V82H184L185 84L184 83L182 84L181 81L179 82V80H182V79L178 80L179 86L181 85L180 87L177 86L178 82L175 83L176 79H175V77H173V76H175ZM182 72L184 74H182ZM68 74H67V77H69ZM215 74H216V72H215ZM8 76H10V74H8ZM176 76H178V75H176ZM198 76H199V78H198ZM209 76H211V77H209ZM74 77H75V74H74ZM100 77H98V79ZM223 77L226 78V76H223ZM235 77H236V75H235ZM172 78H174L175 80H173ZM202 78L204 80H202ZM70 79H72L71 76H70ZM172 80L175 81V82H173ZM18 81L19 80H16L14 82L16 84H18V83L20 84V81H22V80L20 79V81L19 82ZM36 81H37V79H36ZM36 81H35V83H36ZM210 81H209L208 85L206 83L205 84L207 86H209L208 88L211 90V88L214 87V85L211 84ZM129 82H131V83H129ZM133 82L135 83V85H136V82H137V84L138 83H142L143 84V86H142V89H144L143 92L142 91L140 92V90H139V92L141 93L140 99L137 98V96H138L137 91L138 90L135 89V87H139V85L134 87V83ZM249 82H251L252 84H257V82H255V81L254 82L253 81H248L247 85H250ZM216 83H218V82H216ZM116 84L118 85L119 89H117ZM154 84H156V88L154 87L155 89H157V86L160 85V87H158L160 90L158 89L157 92H159V91L162 92L163 91L162 93H165V92L166 93L163 94V96H161L162 95L161 92L157 93L159 95H157V94H155V96L151 95L150 94L151 93L150 90L152 88L150 89V87L151 86L153 87ZM66 85H68V84H66ZM129 85H131L133 88L131 86H129ZM188 85L191 87L190 89H188V87H189ZM231 85H230V87H231V90H233V91L234 90L237 91L240 88L241 90H239V91L242 92L243 91L242 89H244V87L241 88L240 86H238L239 87L238 88V87H234V85H232V86ZM184 86H187L186 87L187 89ZM201 86H202V84H201ZM254 86H253V88H251V90L249 89V91L247 90L248 88L245 87V91L247 90L248 93L247 92L244 93V91H243V93L246 94V95H244L243 93H240L238 91H237L238 93H236V94L237 95L238 94H242L241 96L239 95L240 97L236 96L235 94H233L235 97L234 96L231 97L232 96V95H230L231 93L229 95H230L231 98H234V99L238 97L236 99L237 101H239V100L243 101L242 99H244V98H242V96L243 97L247 96L246 98L248 100L244 99V101H248V102H245V103L248 104L250 101H252L254 99L253 97L258 96V94H259L258 93L259 90H257L258 88L257 87L255 88ZM247 87H249V86H247ZM138 89H141V88H138ZM155 89H153V90L155 91ZM202 89H204V88H202ZM149 91H150V93H149ZM40 92H42V91H40ZM40 92H39V94H40ZM188 93H190V92H188ZM232 93H234V92H232ZM208 94L210 96L213 93H211V92H208L207 94L205 93V95H207V96H208ZM252 94H253V96H252ZM50 95L51 94H49V96ZM213 95H215V94H213ZM213 95H211L210 100H208L209 97L204 96V94L202 96V98L207 97L206 101L208 100L210 102V103L209 102L208 103L212 106V108H210L211 106H209L208 103H205V104L208 105V109L210 108L208 111L214 109L213 105L215 103L213 104V102H216L215 101L216 100V98H215L216 95L215 96H213ZM141 96H143L145 99H143ZM157 96H158V101H157V98H156ZM39 97H40V95H39ZM183 97H180V94H179V98L180 99H182ZM185 97H187V96H185ZM41 98H43V96H41L40 99ZM109 98H107V99H109ZM40 99H39V101H40ZM112 99H113V97H112ZM124 99L121 101V103L124 101ZM175 99H176V97H175ZM132 100H131V102H133ZM143 100H145V101H143ZM111 101L113 102V100H108L107 103H109ZM167 101H165V103ZM241 101H240V103L243 104ZM89 102L91 103V105L89 104ZM125 102H123V103L125 104ZM135 103L134 104L132 103L133 104L132 107H134V105L136 106ZM118 104H119V102H118ZM168 104L171 105L170 103H168ZM168 104H167V106H168ZM112 105H113V103H112ZM216 105H217V102H216ZM216 105L214 107L217 110L218 106L216 107ZM36 107H37L36 109L39 108L38 106H36ZM132 107L130 108L131 109V113H132V114H130V117H128L127 115H125V116H127V118L129 119V121L131 123V130L132 131L130 130V132H128V133L131 136L133 135L135 137V139H136L138 137V133L139 134L141 133L140 132L141 130H142L143 133H145L144 135L149 134L150 131L145 129V128L143 129V127H141L137 123V120L135 119V117L137 116L136 118H138L139 113L137 115V113H136L137 110H134V109L132 110ZM154 107H157V109H156L157 111L154 110L152 112L153 114H151L150 108L151 109H155ZM165 107H163V108H165ZM168 107H166V108H168ZM243 107H244V105H243ZM185 108L188 109V111L190 110V112H189V116L190 117L193 116V115H194V117L197 116V113L195 115V113L193 112V110H192L193 108L190 109L191 108L190 106H186ZM185 108H184V110H185ZM206 108H207V106L205 107V112H207ZM122 109H124V108H122ZM162 109H160V110L163 112L165 109L164 110H162ZM188 111H186V113ZM217 111H219V109ZM222 111L224 112V108H223ZM230 111H232V110H230ZM248 111H249V113L251 112V110H248ZM256 111H259V110H256ZM122 112L124 113L123 110H122ZM141 112H140V114H141ZM165 112L167 113V109L165 110ZM165 112L163 114H165ZM212 112H213V110H212ZM253 112H254V110H253ZM58 113H56V115ZM191 113H192V115H191ZM207 113H209V112H207ZM231 113H234V111H232ZM231 113H230V116H231ZM107 114H109V115H107ZM119 114H122V113H119ZM163 114H160V115H163ZM221 114H222V112H221ZM224 114H222V115H224ZM228 114L225 115V117L229 116ZM245 114H246V112H244V115ZM255 114H257V113H255ZM186 115H188V113ZM244 115H242V117ZM164 116H166V115H163L162 117H164ZM210 116H211V114H210ZM251 116L249 115L248 118H250ZM253 116H254V114H253ZM121 117L119 119H121ZM190 117H189V119H190ZM255 117H256V115H255ZM255 117H254V119H255ZM243 118L246 120L247 117H243ZM197 119H198V117H196L195 123L199 122V124H200V121H197ZM206 119H208V118H206ZM83 120L86 121V124L84 125V123H83L82 126H79V124H81L80 122L83 121ZM124 120H126V119H124ZM140 120H141V118H140ZM190 120H192V119H190ZM78 121H80V122L78 123ZM206 121H210V118H209V120H205V122ZM191 122H193V120ZM211 122L212 121L207 122V123L211 124ZM208 124H207V126H211V125H208ZM232 124H228V125H231V129H232V127L234 129L235 126H233ZM198 125H195V127L198 126ZM235 125H237V124L235 123ZM247 125L248 124H246V127H247ZM149 127H151V126H149ZM227 127L229 128L230 126H227ZM240 127H243V126H240ZM246 127H245V129H246ZM7 131H11V130L7 129ZM75 132H77V133L75 134ZM52 139H53V141H56L55 138L52 137ZM71 139L73 140V142H72ZM49 140L51 141V138ZM40 143L46 144V142H44V141L43 142L41 141ZM123 143L124 144H123L122 147H124V148L121 149L122 151L123 150L125 151L126 149L127 150L129 149V152H130V149L131 150H133L134 148L138 149V147H139L136 144H135L136 147H134L131 139L130 140L128 139L127 141H123ZM56 144L59 145V143H55V145ZM76 144L79 145L80 147L79 146L76 147ZM105 144H107V143L105 142ZM100 147L102 149H107V146L103 145V144H100ZM207 147L211 148L210 144H209V146L207 145ZM57 149L54 150V153H55L54 156L52 154L53 151H51V154H50L51 157H49L50 158V162H54V161L57 162L56 163V168H55L57 170H55V172H53L51 174H46L47 177H48L47 181H46V183L44 185L41 186V189H40L41 190L40 191L41 194L42 195L44 194V196H45V197H41V198H46V197L48 198V200L50 202V205H49L50 208H48V207L44 208V206L41 205L37 209V208H34L33 206H31L30 204H26V205H24V207H26V208H23V209L21 208V210H19L20 212H16V210L13 211L15 213H19V214H14L15 216H17V220H16L17 224L15 223V221L12 222V219L16 218L15 216H13L12 219H8V221H9L8 224L10 223V220H11L12 229L16 230V232H24L25 233L27 231L30 232L31 230H41V229L47 227L46 228L47 233H49L50 235H53V236L51 237L52 239L47 236L48 234L45 235V236H47L48 239H50L51 242H55V241L56 242H58V241L61 242L62 240H64V239H62V238H64L63 234L69 236V238H66V240L62 241V242L65 243V244L63 243V245L66 246V248H63L64 247L63 246L62 248L64 250L61 253L65 254V256L66 255L67 256H71L72 255L71 253L74 251V253H76V254H80L81 253L85 257L83 261L82 260H75L72 264H85V262H87L86 264H89V263L90 264H94V263L95 264H99L98 261L100 263H101V261L106 262L108 260V258H109L108 261L110 262V264H117L119 261H123V262H120L121 264L122 263L123 264H129V263L131 264L133 262H135V264H139V263H141V261L146 259V258H144V253L145 252L148 251L147 253H149V252L153 253L155 251L154 250L155 246H153V245H154V242L156 241V239L161 237V240H162L161 249H164V250L167 249L166 245L172 240L174 231L179 229V231L185 232L184 229L181 230V228L179 227L183 223L182 225H183L184 228L187 227V226L188 227L191 226L193 229H195V231H197V233L196 232L194 233L195 236L191 239V242H192L191 245H192L193 251L189 255L190 259H188V261H186V263L184 262L185 264H220L221 260L224 263V261L226 259L227 260L230 259L232 264H243V262L238 259V256L230 254V253H232V252H229L231 248H230V246H227L224 243V238H223L222 234H220V232L217 231V230L213 231L212 230L213 228L210 227V225L213 222V220H215L213 218V215L218 212V208H217L218 205L215 202L219 203V200L221 198H222L221 200L224 201L225 197H223L222 193H224L225 190L227 192V190H228V186L227 185L223 184L224 185L223 188H222L223 190H221V191L219 190L222 187V186H220L221 184L219 186L217 185L216 191L213 190L214 188H212V187H210L208 189V195H207V199L208 200L206 201V219L209 220V222H210V223L208 222L209 223L208 224L209 227H208L206 225V222H205L206 219H204V215H205L204 214V212H205L204 207L205 206L202 207L201 202L200 201L198 202L199 196H197V195H199V191L195 192L197 190L195 188H193L195 190L194 191L192 189V187L190 186V188L193 190V193H195V194L197 193L195 195L196 196V198H195V196H193V194H192V191H190L191 193L189 192V194H188L187 191H184L183 189H181L182 185L181 186L179 185L180 186L179 187L178 183H176L178 181L174 182V181H172V180H174L173 177H172V180L170 179V177L169 178L167 177L168 174L172 176L171 172H173L172 170H169L171 168H169L168 165L165 166L163 164V166L167 167V169H165V168L164 169L167 170V172H168L167 175L165 173H164L165 174L164 175L163 172H162V167L163 166H161V167L158 166L160 169L158 171L155 170L156 168L158 169V167H155L157 165L154 164L155 168H153V166H152L153 163L152 162H150L152 164L149 163L148 156L147 157H143L144 159L140 158L141 156H139L140 164H141V166H144V168L139 165V160L134 161L136 163L133 162V164L131 163V165L127 164V162H128L127 160H126L127 162L122 160L123 162L120 163V164H123V167H124L123 170H129L128 172H130L133 175V178H134L135 171H138V169L141 168L140 171L145 169L144 170V172H145L147 167H148L149 168V174H152L153 176H155V179L153 178V176H152V178L154 180H156L157 182H159L160 185L162 184L163 186L159 185L160 187H158V189L155 187L156 190H154L155 188L151 189L150 191H149V189H147L148 191H146V189H145L144 193L149 198V201H151V202L153 200L154 201H156V200L160 201V199H162L163 201L165 199V201L161 202L162 205L157 204L156 202H158V201H156V202L153 201V203L148 202V203H142V204L133 202L132 204L123 205L124 207H122V208L118 204L117 205H118L119 208L116 207L114 204H113L114 206H111V205L110 206H105V207L102 206L103 208L100 206L101 207L100 210L101 209H103V210L106 209L107 211L112 213L111 214L112 216L109 215L110 217L102 218L103 217L102 216L101 218L104 219V220H102L101 218H99V215H98L100 210L98 211V209H97V211H96V209L95 210H93V209H88L87 210L86 209V211H85V210H83L84 208H81L82 201L80 203L78 198L73 197L74 196L73 193H75V191H76L75 183H76V179H78L77 177L83 178V176L85 175V178H86V176H89V177H87L88 178L87 180L91 179V181L94 182L95 178L97 179L100 176V174L95 169V168H97L96 164L94 163L95 164V168L94 169L92 168L94 165H92V167H91L92 170H90V171H89L90 168L88 166H86L87 169H88L89 175H87L88 173L85 174L84 172L87 171V170H85V168H86L85 165H87L88 157L85 156V155H84L85 157L82 156V152H81L79 154L80 157H78V159H76L77 168L75 166V168H76L75 169V173L72 174L71 176H69L68 178L63 179V181H61L62 180L61 179V174H59V173H61V172L64 173V171L66 169H65L64 162L63 161L62 162L59 161V160H61L59 155L61 154L62 150H61V152H59L60 150L57 151ZM79 150H77V151H79ZM135 150L133 151V153L136 152ZM207 152H208V150H207ZM86 157H87V159H86ZM128 157L129 156H127V158ZM225 157H224V159L222 161L226 160ZM259 157H262V156L260 155ZM132 158L134 159V157H132ZM222 158L220 157V160ZM31 159L32 160L29 161V163L31 165H34L35 163H37L36 157H34V158L32 157ZM135 159H138V158L135 157ZM104 160H106V159H104ZM220 160H219V163H220ZM146 161H148V165L147 166H146V164H147ZM150 161H153V160H150ZM222 161H221V163H222ZM128 163H130V162H128ZM92 164H93V159H92ZM120 164H119V166L121 168L122 166ZM149 164H150L151 167L149 166ZM88 165H90V163ZM114 166L118 168V166H116L115 163H114ZM112 167H113V165H112ZM150 168H152V169H150ZM130 169H132V170H130ZM164 169H163V171H164ZM214 169H215V165H209L207 167V174H208V176L211 179H212V175H213ZM123 170L121 169V171H123ZM140 171H138V172H140ZM160 171L162 172V174H161ZM202 171H204V170H202ZM124 173L126 174V172H124ZM124 173H121V175H124ZM130 173H128V174H130ZM145 173L144 174L147 175V172H145ZM158 173H160V174H158ZM174 174H175V178H176L178 175H177V173H174ZM178 174H180V173L178 172ZM117 175H119V174H117ZM183 175H184V178L188 176L187 173H185V172L183 173ZM136 176H137V174H136ZM142 176L143 175H141L140 177H142ZM164 176H166V178ZM203 176H204V174H203ZM148 177H151V175L150 176L148 175ZM180 177L181 176L177 177L176 179H178V178L182 179L183 178V177L182 178H180ZM188 177H190V176H188ZM194 177H196V176H194ZM110 178H112V177H110ZM131 178H132V176H131ZM93 179H94V181H93ZM194 179L195 178H193L194 182L192 184H194L196 182V180H194ZM160 180H163V181H160ZM164 180H166L167 182L165 181V183H164ZM171 182L176 183L175 186L172 185L174 183L171 184ZM166 183H167V185H165ZM60 185H61V187L63 189H65L66 197L67 198L70 197L67 200V203L63 204L65 207H63V206H61L59 204V202L57 201L58 199L56 200V198H58V194L60 192V188H61ZM166 187H169V189H167ZM86 188H88V187H86ZM171 188H173V189H171ZM38 189L39 188L37 187V190ZM89 189H91V187ZM197 189H199V188H197ZM81 190L86 192L87 189L82 188ZM185 190H186V187H185ZM33 191H36V190H33ZM213 191H215V193ZM32 192H31L30 195L32 197H35L34 194H36V193H34V192L32 193ZM36 192L38 194L39 191H36ZM102 192H104V191H102ZM201 195L202 194H200V197H201ZM181 196L182 197L185 196V198H184L185 200L182 199ZM186 196H189L188 197L189 200H188V198ZM170 197H172V200H173V197H175V198L178 197L179 201H177L178 199H176L174 201L178 202V205H179L180 208L183 207L184 209H186V211H185L186 213L188 211V213L185 214V216L188 217L187 218L188 220L185 218L187 220L188 224L185 223L184 220L182 222L181 219H178V217L176 216V214L174 212H173V214H169L170 212H172V209H173V206H174L172 201H171V199H170ZM191 197H193V198L191 199ZM47 198L45 200H47ZM166 199H167V201H166ZM42 201H43V199H42ZM84 201H86V200H84ZM170 201H171V203H170ZM184 201H185V203H184ZM88 203L92 207V204L90 202H88ZM38 204L40 205L42 203L40 202ZM89 204H88V207L85 206V208L86 207L87 208H91L89 206ZM28 206H30L32 209H29ZM160 206H162V208L165 211V213L169 212L168 213L169 215H167V214L164 215L163 213H158L157 208L160 207ZM249 207L253 211H256V209L258 208V207H255V205H253V203L252 204L250 203ZM94 208H95V206H94ZM120 208L124 210V212H125L124 214L125 215H123L122 212H120L121 211ZM119 209H120V211H119ZM28 210H29V212L30 211L32 212V210H34V211L36 210V211L32 212L31 214H29V216L27 218L28 220L27 219L24 220L23 219L24 213L28 212ZM61 210L64 211V217H59L58 216V213L61 212ZM257 211H258V209H257ZM5 212H9V210H6ZM105 213L109 214L108 212H104V214ZM4 215H6V214L4 213ZM8 215L9 214H7L6 218H8ZM13 220H15V219H13ZM47 220L49 221L48 222L49 224L45 225V222ZM176 227L178 229L175 230ZM187 228H185L186 231H187ZM215 228H217V227H215ZM0 229H1V227H0ZM188 230H189V228H188ZM211 230L213 232H210ZM190 231H189V233H190ZM31 232H33V231H31ZM19 234H21V233H19ZM1 238H3L2 235H1ZM4 238H3V240L0 241V243H1L0 244L1 248L0 249H1V251L2 250L5 251V252H3V251L1 252L0 251L1 254L3 253L2 254L3 256H1V257H3V258L7 257L6 255H4V253H6V254L12 253L10 255H11V257H13V259H12L13 260V264H24L26 261H29L31 258L33 259L35 251L33 250L34 247L31 244L34 241V239L30 240V242H31V244L29 243L30 245H28V244L26 245L27 241L25 240L26 241L25 242L26 246L24 244H22L23 242H21V245H24V247L21 250H18L16 248L19 247L18 246L19 245L18 244L19 240H16V239H19V237L17 238V236H16V238L14 239V240L18 241V242L14 241L15 245L12 242H10V240L8 239V244L10 242V243L13 244V246H12V244H11V246H6V244L4 243L5 242ZM41 240H45V239L43 238ZM76 241H78V243ZM74 243L77 244V246H78V244H80V245L78 247H76ZM67 246H69V247H67ZM77 248H78V250H77ZM94 248H95V251H94ZM6 250H7V252H6ZM75 250H77V251H75ZM121 250L124 253L123 254L124 256L119 261L117 259V261H118L117 262L115 260H116L117 256L122 253ZM88 251H90L91 253L88 252ZM106 251H107L108 254L106 253ZM84 252H85V254H83ZM125 252H127V253H125ZM88 253H90V255H93V256L95 255L94 256L95 258L93 256H92L93 257L92 258ZM100 256H101V259H103L101 261H100ZM20 257L23 258V260H21ZM54 257H52V258L49 257L48 259H45L42 263L40 262L39 264H62L61 261H59V259L57 258V256H56V258H54ZM161 258L159 259L160 261H161ZM222 258L225 259V260H223ZM88 259L90 261H88ZM95 260H96V262H95ZM124 261H126V262H124ZM113 262H116V263H113ZM136 262H138V263H136ZM245 264H246V262H245Z\"/></svg>",
	"mask_w": 264,
	"mask_h": 264
}]
</instances>
